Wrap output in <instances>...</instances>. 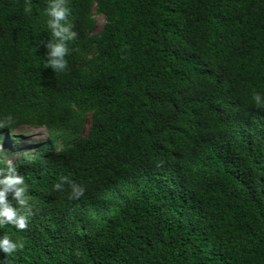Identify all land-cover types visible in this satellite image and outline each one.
I'll return each mask as SVG.
<instances>
[{"label": "trees", "instance_id": "trees-1", "mask_svg": "<svg viewBox=\"0 0 264 264\" xmlns=\"http://www.w3.org/2000/svg\"><path fill=\"white\" fill-rule=\"evenodd\" d=\"M27 2L0 0V94L34 85L22 60L38 59L22 49L52 39L50 0H30L31 14ZM67 6L72 64L38 94L59 115L52 143L64 144L19 166L34 215L24 231L0 226L24 243L0 251V264H264V108L252 101L264 97V0ZM96 14L106 18L98 32ZM88 83L106 99L83 135L71 104L86 91L68 88ZM75 157L81 168L68 177L82 197L51 180L37 188L42 165Z\"/></svg>", "mask_w": 264, "mask_h": 264}, {"label": "clouds", "instance_id": "clouds-1", "mask_svg": "<svg viewBox=\"0 0 264 264\" xmlns=\"http://www.w3.org/2000/svg\"><path fill=\"white\" fill-rule=\"evenodd\" d=\"M24 12L31 14L30 0L26 3ZM45 13L49 18L47 27L52 37L45 44L47 49L41 48V51L22 49L33 52L38 59L34 65L22 60L32 74L34 85L27 91H15L9 95L0 94V226L12 225L18 231L26 230L29 217L34 215V205L28 194L26 180L18 172L21 171L19 166L35 160L49 147L53 148L51 153H58L64 144L62 139L52 143V135L60 130L59 115L51 111L53 103L43 104L38 94L47 93L46 90L50 89L47 84L50 81L66 76L72 64L68 60L70 52L67 42L75 40L77 33L64 23L70 15L67 0H50ZM97 15H102L106 22L103 14H96L95 18ZM41 43L44 42L41 41ZM36 79L37 82H35ZM101 89L94 83L68 88L71 93L86 91L85 97L79 96V104H71L83 110L85 115L83 124L80 126L83 135L90 130L92 123L97 119L99 108L106 99ZM252 101L256 108H264V97L259 93H253ZM27 139H32V142L23 145L22 142ZM79 163L76 157L63 165L58 160L46 162L42 166H45L48 172L41 175V179H39L40 175L34 178L37 188L39 189L42 185V181L51 180L54 190L64 191L67 185L70 189L69 199H79L84 195L85 187L68 177L69 174L78 176L75 172L81 168ZM63 171L71 173L60 176L59 173ZM34 199L36 201L42 198L40 194H37ZM23 248V241L14 242L6 235L0 237V251L7 256Z\"/></svg>", "mask_w": 264, "mask_h": 264}, {"label": "rangeland", "instance_id": "rangeland-1", "mask_svg": "<svg viewBox=\"0 0 264 264\" xmlns=\"http://www.w3.org/2000/svg\"><path fill=\"white\" fill-rule=\"evenodd\" d=\"M96 25H95V31H99L101 28H102V26H103V24H104V22H105V19H104V17L102 16V15H97L96 16ZM85 133V132H84ZM34 136V135H33ZM32 142V139H27V140H24L23 142H22V144L24 145H26V144H29V143H31Z\"/></svg>", "mask_w": 264, "mask_h": 264}]
</instances>
